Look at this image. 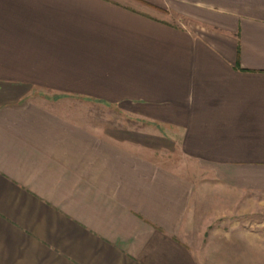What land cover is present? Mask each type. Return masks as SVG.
Listing matches in <instances>:
<instances>
[{
  "label": "crops",
  "instance_id": "0c3cea01",
  "mask_svg": "<svg viewBox=\"0 0 264 264\" xmlns=\"http://www.w3.org/2000/svg\"><path fill=\"white\" fill-rule=\"evenodd\" d=\"M233 254L264 264V0H0V264Z\"/></svg>",
  "mask_w": 264,
  "mask_h": 264
},
{
  "label": "rangeland",
  "instance_id": "374dc122",
  "mask_svg": "<svg viewBox=\"0 0 264 264\" xmlns=\"http://www.w3.org/2000/svg\"><path fill=\"white\" fill-rule=\"evenodd\" d=\"M95 112V111H94ZM119 111H116L115 109H105V118H106V122H111L112 124V128H114L116 131L117 130H121L120 133H118V136L120 138H129L130 134L128 133L129 130L132 131L133 127L128 126V123L126 120H119L118 118V113ZM125 119H127V117H125ZM114 125V126H113ZM118 126V127H117ZM140 128V127H137ZM139 131H137V134H139ZM131 138H145V137H140V135H137L136 137H132ZM256 256H250L248 261H247V257L246 256H241L239 254H233V255H220V256H216V264H247L248 262H250L249 264H251L252 262H256Z\"/></svg>",
  "mask_w": 264,
  "mask_h": 264
}]
</instances>
